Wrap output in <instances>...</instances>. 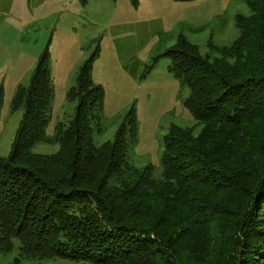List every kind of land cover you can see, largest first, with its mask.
<instances>
[{"label":"trees","instance_id":"trees-1","mask_svg":"<svg viewBox=\"0 0 264 264\" xmlns=\"http://www.w3.org/2000/svg\"><path fill=\"white\" fill-rule=\"evenodd\" d=\"M117 1V0H113ZM142 0H129L138 9ZM86 6L89 0H80ZM229 47L209 43L212 60L180 34L163 56L190 89L185 107L203 124L195 136L171 125L163 178L128 162L138 133L135 109L113 142L101 133L106 93L93 80L98 50L82 65L67 100L68 127L57 126L55 155L32 152L47 137L53 98L50 53L11 111H23L10 155L0 157V251L15 241L22 259L89 264H264V0H247ZM159 58L145 68L141 81ZM4 95L0 90V119ZM16 259L13 264H20Z\"/></svg>","mask_w":264,"mask_h":264},{"label":"rangeland","instance_id":"rangeland-1","mask_svg":"<svg viewBox=\"0 0 264 264\" xmlns=\"http://www.w3.org/2000/svg\"><path fill=\"white\" fill-rule=\"evenodd\" d=\"M247 0H142L134 9L129 0H0V90L4 107L0 119V157H8L23 119V111H11L19 86L29 87L42 53L48 48L53 98L46 134L52 141L39 142L32 152L55 155L57 126H69L77 103L67 100L76 87L82 65L98 50L93 80L106 93L101 133L94 143L113 142L119 128L135 109L138 133L130 143L128 162L153 167L154 179L163 178L165 136L171 125L203 130L185 107L190 89L170 74L171 61L163 54L183 34L212 60L220 56L209 47H229L239 37L237 15H250ZM153 72L140 77L154 59ZM82 264L63 259H22L15 241L10 253L0 251V264ZM89 264V263H85Z\"/></svg>","mask_w":264,"mask_h":264}]
</instances>
